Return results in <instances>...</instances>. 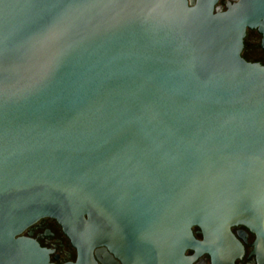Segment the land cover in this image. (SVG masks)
<instances>
[{"label":"water","instance_id":"obj_1","mask_svg":"<svg viewBox=\"0 0 264 264\" xmlns=\"http://www.w3.org/2000/svg\"><path fill=\"white\" fill-rule=\"evenodd\" d=\"M0 0V264L50 217L98 264H187L264 229V0ZM199 227L206 236L199 242Z\"/></svg>","mask_w":264,"mask_h":264},{"label":"flooded vegetation","instance_id":"obj_2","mask_svg":"<svg viewBox=\"0 0 264 264\" xmlns=\"http://www.w3.org/2000/svg\"><path fill=\"white\" fill-rule=\"evenodd\" d=\"M188 1L191 3L195 0ZM227 1L229 0H219L217 6H222L225 10ZM241 54L248 62L264 66V29H247ZM231 233L233 240L187 248V264H264V229L259 231L245 225H235L231 227ZM193 234L197 241H206V236L199 227H193ZM20 236L31 238L46 249L51 264H76L78 261V249L53 218L40 219ZM94 256L98 264H123L106 247L96 248Z\"/></svg>","mask_w":264,"mask_h":264}]
</instances>
